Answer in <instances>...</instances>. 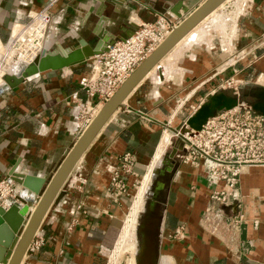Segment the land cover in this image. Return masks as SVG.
I'll return each mask as SVG.
<instances>
[{
    "label": "crops",
    "instance_id": "0c3cea01",
    "mask_svg": "<svg viewBox=\"0 0 264 264\" xmlns=\"http://www.w3.org/2000/svg\"><path fill=\"white\" fill-rule=\"evenodd\" d=\"M206 1L0 0V41L8 40L28 10L49 8L54 14L53 31L44 44L55 51L74 48L81 39L94 47L98 34L124 39L138 24L155 22L160 15H175L183 22ZM232 1L164 57L159 63L162 79L153 70L111 116L38 231L43 245L28 252L23 264H107L134 206L135 186L153 166L163 139L174 138L232 74H251L264 87V0H237L235 11L219 12ZM182 2L189 13L181 10L178 16L172 10ZM96 57L42 73L0 96V181L16 171L44 180L46 187L83 133L88 117L72 96L79 92L85 99L79 83L90 74ZM128 152L136 163L134 173L124 177L127 192L122 193L113 183ZM175 161L178 166L158 200L160 264H264V166L244 167L237 210L241 217L225 208V219L214 231L206 223V210L211 193L222 186L209 184L202 168L183 163L177 155ZM15 185L18 192H29ZM23 197L32 201L26 193ZM181 228L182 239L176 237Z\"/></svg>",
    "mask_w": 264,
    "mask_h": 264
},
{
    "label": "built area",
    "instance_id": "2783aa9c",
    "mask_svg": "<svg viewBox=\"0 0 264 264\" xmlns=\"http://www.w3.org/2000/svg\"><path fill=\"white\" fill-rule=\"evenodd\" d=\"M51 19L49 8L31 12L27 21L14 25L8 41L0 43V85L4 83L7 68L20 60H29L39 52ZM181 23V18L170 14L160 15L152 23H140L132 35L116 40L107 52L97 57L90 74L79 83L85 99L79 92L72 96L73 103L83 108L87 121H92L97 108L116 94ZM182 138L184 149L177 154V159L202 168L209 184L222 186L211 193V205L206 210V223L217 231L225 219V208L230 212L234 204H237V210L240 208L239 182L244 167L264 166V115L242 103L210 118L200 132L186 133ZM135 163L132 153L124 154L113 183L117 191L127 192L124 177L134 173ZM10 179L0 181L2 199L17 191ZM236 214L241 217L240 211ZM176 237H184L182 228L176 232ZM43 243L37 232L28 252L39 250Z\"/></svg>",
    "mask_w": 264,
    "mask_h": 264
},
{
    "label": "water",
    "instance_id": "95a60500",
    "mask_svg": "<svg viewBox=\"0 0 264 264\" xmlns=\"http://www.w3.org/2000/svg\"><path fill=\"white\" fill-rule=\"evenodd\" d=\"M227 1H206L195 12L190 13L178 27L173 29L168 38L136 69L116 94L103 106L94 120L85 123L82 135L71 150L66 153L63 162L44 189L45 181L42 179H35L16 171L11 174L13 182L24 186L29 192H18L20 201L0 198V264H23L29 248L50 209L61 200L63 196L62 189L68 178L104 125L124 105L125 100L133 90L153 70L157 69L159 77L162 79L163 75L160 74L159 63L189 33ZM181 10H184L187 14L189 13L183 2L172 12L180 16ZM99 38L101 40L94 47L90 46L87 41L81 40L77 47L66 50L49 51L46 44H42L39 52L31 59L20 60L6 69L7 75L4 78V83L0 85V96L9 88H15L25 81L37 78L42 73L58 71L84 63L107 52L108 47L116 42L114 40L106 43L100 34ZM239 104H241L239 99L229 97L224 93L214 95L210 102L202 106L185 126L174 132V136L180 134L179 137H176L177 144H174L171 153H166L161 166L162 171L153 179L149 189L151 196H146L145 209L139 220L137 235L140 237V245L136 255L137 264H160L161 262L158 248L161 230L158 200L160 192L164 189L165 182L170 177L176 164L175 158L178 151L184 149L182 135L200 132L210 118L234 109ZM253 110L264 115V87L259 90ZM15 187L17 189L16 185ZM24 193L32 197L30 203H27L24 199ZM32 208L33 210H30ZM232 209L237 212V204H234Z\"/></svg>",
    "mask_w": 264,
    "mask_h": 264
},
{
    "label": "rangeland",
    "instance_id": "374dc122",
    "mask_svg": "<svg viewBox=\"0 0 264 264\" xmlns=\"http://www.w3.org/2000/svg\"><path fill=\"white\" fill-rule=\"evenodd\" d=\"M232 1V3H230L228 6L223 7L222 11H219L220 13H225L228 14L229 12L235 11L236 8L233 7V4L236 2ZM77 41L75 40V43ZM49 50V48H48ZM51 51V50H49ZM98 58L96 57L94 60L96 61ZM249 75L251 76V74H242L240 76V74H232V76L230 78H228L227 80L224 81L223 84L220 85V89L217 90L216 95L224 93L229 97L232 98H237L239 99V102L245 103L248 106H252L257 102V97L259 95V90H261L262 85H258L257 84V80L255 78L249 77ZM170 136V135H169ZM176 140V135L174 136V138H172L171 140V144L169 142V146L167 147V154L172 152V148L174 147L175 141ZM165 157V156H164ZM164 157L162 158V164L164 161ZM162 165H159V171H161ZM178 166V163H176L174 165V169H176V167ZM151 169V168H150ZM150 171V170H149ZM149 171L147 172V174L142 177V179L140 178V180L138 181V183L135 186V189L132 193V202L134 203L136 198L138 197L140 190L142 188L145 187V196H143V201L142 204H140L139 206V213L137 215V221H136V229L130 230L128 235L129 237L122 241V236H123V232L124 229L121 232L120 238H119V243H118V249L116 250L117 245L114 247V249L108 254V263L107 264H136V255L138 253V247L140 245V237L137 235V229H138V225H139V220L142 217V212L145 209V203H146V196H151V191H149L150 189V185L153 183V179L159 174L155 175H150L151 176V180L146 176L148 175ZM155 175V176H154ZM150 182V183H149ZM149 183V185H148ZM148 186H147V185ZM149 191V193H148ZM148 193V194H147ZM6 197L3 198V200H13V201H20L19 199V194H18V190L16 192H14L13 194H11V196L9 195H5ZM145 199V200H144ZM134 201V202H133ZM144 203V204H143ZM142 206V208H141ZM134 206L132 207V210L130 211V214L127 216L126 218V224H127V220L130 219V216L132 215V211ZM128 214V213H127ZM138 222V223H137ZM125 224V226H126ZM129 240V241H128ZM128 243V244H127ZM116 250V251H115ZM113 261V262H112ZM135 261V263H134Z\"/></svg>",
    "mask_w": 264,
    "mask_h": 264
},
{
    "label": "bare ground",
    "instance_id": "6f19581e",
    "mask_svg": "<svg viewBox=\"0 0 264 264\" xmlns=\"http://www.w3.org/2000/svg\"><path fill=\"white\" fill-rule=\"evenodd\" d=\"M219 18L217 17V20H218ZM195 39V38H194ZM193 39V40H194ZM170 137L169 136H166L164 139H163V141L161 142V144H160V146H159V149H158V153H157V156H156V158H155V161H154V164H153V166L151 167V169H150V171H149V173H148V175L146 176V178L148 177L149 179L151 178V176L150 175H153V174H155V175H157L158 173L160 174L161 173V171H162V169H161V171H159V165H162V158H163V155L165 154V152H166V150H167V146H168V144H169V142H170ZM170 144H171V142H170ZM158 174V175H159ZM154 175V176H155ZM151 180V179H150ZM150 183V182H149ZM149 183H148V185H149ZM147 185V184H146ZM147 185V186H148ZM151 186V185H150ZM144 190H145V187L144 188H142L141 190H140V193H139V195H138V197L136 198V200H135V203H134V208H133V210L134 211H132V215L130 216V219H128L127 220V224H126V226H125V229H124V234H123V237H122V241H124V240H126L129 236L128 235H130L129 234V231L130 230H133V229H136V217H137V215H138V213L140 212L139 211V206H140V204H142V199H143V196H145V192H144ZM145 200V199H144ZM144 204V203H143ZM141 208H142V206H141ZM30 210H33V208L32 209H30ZM139 211V212H138ZM130 214V213H129ZM128 214V215H129ZM139 216V215H138ZM126 223V222H125ZM138 223V222H137ZM131 232V231H130ZM129 241V240H128ZM128 244V243H127ZM136 261H137V258H136ZM113 262V261H112ZM134 263H135V261H134ZM136 264H137V262H136Z\"/></svg>",
    "mask_w": 264,
    "mask_h": 264
},
{
    "label": "flooded vegetation",
    "instance_id": "af4514ba",
    "mask_svg": "<svg viewBox=\"0 0 264 264\" xmlns=\"http://www.w3.org/2000/svg\"><path fill=\"white\" fill-rule=\"evenodd\" d=\"M56 3V2H55ZM54 3V4H55ZM25 7H28L27 5H25ZM31 12H36L35 10H28V12H27V14H26V16H25V19L23 20H20L19 22H25V21H27V19H28V16H29V14L31 13ZM54 23H55V21H54V14H52V19H51V26H50V29H49V31H47V33H46V35H45V37H44V40H43V42L45 43L49 38H50V35L52 34V31L53 30H51L52 29V27H54ZM12 32V31H11ZM10 35H11V33H10ZM101 36H102V38H103V41L104 42H106V43H110V42H112V41H114V40H117V38L115 37V36H109V38H106L103 34H100ZM98 37H99V34H98ZM9 38H10V36H9ZM8 38V39H9ZM100 39V38H99ZM81 40H85V39H81ZM80 40V41H81ZM101 40V39H100ZM8 41V40H7ZM6 41V42H7ZM80 41H79V43H80ZM86 41V40H85ZM6 42H2V41H0V43L1 44H4V43H6ZM79 45V44H78ZM77 47V46H76ZM60 49H65V48H62V47H60L58 50H60ZM68 49H70V48H68ZM66 50V49H65Z\"/></svg>",
    "mask_w": 264,
    "mask_h": 264
}]
</instances>
